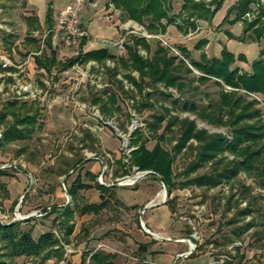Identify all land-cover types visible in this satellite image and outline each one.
<instances>
[{
    "label": "rangeland",
    "instance_id": "374dc122",
    "mask_svg": "<svg viewBox=\"0 0 264 264\" xmlns=\"http://www.w3.org/2000/svg\"><path fill=\"white\" fill-rule=\"evenodd\" d=\"M252 5L249 4L242 15L237 11L231 13L234 14L235 22L241 25L242 34L246 25L254 24L257 20L264 2ZM24 12L21 0L13 4L0 5V55L19 65L17 72L12 73L9 79L6 77L7 74L3 76L0 71L2 75L0 107L17 97L19 101H33V108H37L39 113L36 116L34 132L28 139L0 147V169L7 173L0 177L3 186L0 190V225L19 222L20 229L31 230L34 239L42 233L51 232L62 246L59 249L62 252V259L57 260L53 256L43 264H79L81 254L99 250L113 254L114 264H143L144 259L137 253V247H129L126 237L133 230H147L137 223L138 211L140 213L145 205L154 207L155 204H161L166 205L170 213L169 220L164 223L166 233L169 234L158 236L174 240L175 242L172 241L174 244L182 239V255L191 251V255L209 253V257L219 264H264V175L254 173L248 175L241 170L235 180L217 187L205 188L193 183L186 184L190 179L207 172L210 165L189 172L188 169L198 154L197 143L189 141L185 149L175 154L173 147L179 134L173 128L160 142L162 148L173 156L174 187L169 196L157 175H143V172H151L149 170L138 172L133 167L127 176L116 178L112 176L117 167L115 162L119 160L125 162L130 151L134 149L130 144V134L135 129H141L143 139L148 140L145 145L149 150L154 146L155 141L149 138L146 124L151 123L155 116H162L165 109L169 110L170 116L193 121L197 129H202L207 134L222 135L229 139L230 133L226 126L212 125L201 120L194 112L185 109L183 104L193 105L200 110L219 101L222 92L220 86L227 92L232 89L223 83L217 85L213 78L201 80L203 74L191 67L190 57L181 51L179 45L169 42L160 35L162 33L157 35L170 44L183 57L185 66L191 69L190 73L180 72L179 77L185 86L179 92L156 85L155 89L143 87L139 94L132 91L131 95H125L111 82L105 71L106 66H113L111 61H106L105 67L94 62L78 63L63 73L53 72L54 76H43L33 64L29 68L27 63H31L28 55L38 49L46 31L39 28L30 34L24 20ZM123 36L124 32L121 37ZM242 36L239 35L235 39L253 43L259 53L254 61H264V17H260V20L244 34L243 40ZM127 37L125 42H128ZM31 38L36 40V45L28 43L27 40ZM147 41L152 50L157 44L165 48L155 38ZM60 45L59 60L64 61L76 55V46L65 48ZM166 50L169 55H174L173 52ZM124 53L123 49L118 55ZM139 53L142 56L146 55L142 50H139ZM202 55L201 52L199 57ZM240 56L244 60H235L233 66L238 68L239 73H246L236 65L243 66L241 63H245L251 68L254 61L248 64L245 57ZM123 73L124 71H119L116 80L123 81L124 88L130 89L129 84L122 78ZM132 75L137 78L135 72H132ZM40 83L44 86L41 87ZM106 86H111L118 93L117 105L120 111L114 112L110 117L101 115L97 106L90 103L91 98L97 97ZM240 92L247 95L248 100L258 98L255 108L261 110L260 120L264 124L262 96L243 90ZM145 94H149V99L142 98ZM140 102L151 104L152 107H146L145 104L137 112L133 106L134 103ZM8 120L10 121V118ZM255 120L257 119L254 118L250 123ZM165 122L161 123L157 134L161 133ZM2 131L3 128L0 126L1 134ZM23 145L25 153H19ZM81 156L88 162L83 166L78 165L74 171H69V179L65 184L63 181L66 188L77 174L83 175L92 167L99 184L110 185L126 180L135 182L115 189L119 205L115 204L97 216L75 215L68 223L73 225V233L65 236L60 227L63 220L60 219L58 210L50 209L67 204L72 208L71 199L65 195L62 186V179L68 174L61 175L62 171L58 167L64 161L63 157L75 161ZM224 156L228 159L233 158L227 154ZM2 166L4 168H1ZM139 175L143 176L136 179ZM91 180L89 176H83V181ZM162 192L166 194L165 203L162 202L164 198L160 195ZM96 194L94 188L79 192L83 198L82 203L91 202ZM150 196H153L152 200L145 201ZM122 199L130 203L137 201L140 205L126 207L128 204ZM245 207H250L252 213L242 217L239 213ZM171 208L173 212L170 211ZM16 214L20 217L17 218ZM30 215L33 216L25 218ZM249 223L253 225L247 229L246 225ZM84 231H87L86 235ZM190 241L195 245L193 249H190ZM2 247L0 243V254L5 252ZM38 260L39 258L19 256L13 259L12 264H37Z\"/></svg>",
    "mask_w": 264,
    "mask_h": 264
},
{
    "label": "trees",
    "instance_id": "16d2710c",
    "mask_svg": "<svg viewBox=\"0 0 264 264\" xmlns=\"http://www.w3.org/2000/svg\"><path fill=\"white\" fill-rule=\"evenodd\" d=\"M17 0H0V5L13 4ZM224 0H182V6L177 16L169 15L168 0H111L113 8L119 10L122 20H131L144 27L151 34L164 33L165 27L169 24H177L176 19H180L181 25L188 26L194 30L195 21H205L210 23L217 10L221 7ZM253 0H238L236 4L230 6L222 23L227 20L229 15L234 11L243 14L250 2ZM24 0H21V5ZM264 17V7L257 17ZM28 26V31L35 30L36 19L26 17L24 19ZM165 21V24H162ZM235 22V21H234ZM254 22V24H255ZM254 24L246 25L243 30L244 34L250 30ZM176 25L177 29L183 32V27ZM50 28V27H49ZM243 36L241 40H243ZM10 37V36H9ZM87 39L80 41L82 46ZM46 50L40 56H34V62L37 69L42 71V75L47 77L67 71L75 64H87L94 62L98 66L105 67L106 61L113 63L112 67H105V71L117 88L125 95H131L132 91L141 93L143 87L154 88L156 85H162L164 88H172L177 92L181 91L185 86L182 83L179 74L181 71L190 73L191 69L185 66L182 59L169 55L167 50L160 44H157L152 50L150 43L144 39L134 35L128 37V42L124 45L125 53L123 55H114L106 49L93 50L83 53L81 50L74 57L59 61L56 58V51L51 46V34L46 35ZM206 44L204 39L200 40L196 48H201ZM139 50L145 52V56L139 53ZM187 55L185 50H181ZM235 60H244L238 55L234 57L232 53L223 48L219 57L206 58L202 55L199 61H191V67L202 73L201 80L215 79L216 84L220 86L223 83L231 91L222 92L219 101L211 106L197 110L193 105L183 104L200 118L212 125L226 126L230 133V138L222 135L207 134L202 129H197L194 122L186 118L180 119L177 116H170L169 110L165 109L160 117H154L151 123L146 124L149 138L155 141L154 146L149 150L145 143L147 139H143L141 129H135L130 134V144L134 147L130 151L125 162L116 161L117 167L114 169L112 176L123 177L129 175L133 167L136 171L149 170L152 174L158 176V180L162 182L169 196L174 187L173 182V156L164 150L160 142L164 139L165 134L171 132L173 128L179 134L177 142L173 147L175 154H179L186 148L189 141L197 143V155L192 161L189 172H193L199 168L206 167L208 171L200 176H196L189 181L198 187L212 188L229 183L235 180L238 173L242 170L246 174L264 175V124L260 120L261 110L255 108L256 99L248 100V96L240 91L261 95L264 104V61L257 60L251 64L250 73H239L238 68L234 67ZM13 71V68H8ZM119 71H124L123 79L129 84L130 89H125L123 81L116 80ZM137 74V78L132 75ZM55 77H53L54 79ZM40 86L44 85L40 83ZM118 93L111 86H106L97 97H92L91 105L97 106V109L104 117H110L114 112H119L117 105ZM142 98L149 99V94L142 95ZM133 100V98H132ZM152 107L147 103H134V110L139 111L140 107ZM32 112V113H31ZM39 110L33 108V101H19L13 99L0 107V126L3 128L1 137L2 144L9 145L13 143H21L28 139L34 132L36 124V116ZM10 118V121L8 120ZM256 118L255 122H251ZM165 122L161 133L157 134L161 123ZM150 140V139H149ZM25 153V146L20 148L19 153ZM224 154L231 155L233 158L228 159ZM64 161L60 163L61 175H67L69 171H74L78 165L83 166L88 160L85 157H79L75 161L63 157ZM81 168V167H80ZM78 168V169H80ZM19 170V169H18ZM7 175L0 169V177ZM89 176L92 183H85L83 176ZM68 174L64 180V184L69 179ZM94 188L99 193V203H82L83 198L79 195L82 190ZM115 186H106L99 184L95 175L84 172L83 175L77 174L68 188L65 187L66 194L71 199V206L67 204L63 207H51L53 211L59 213L61 221L60 227L65 232V236L73 233V225H69L75 215L97 216L101 211L106 210L120 204L115 197ZM3 189L0 183V190ZM26 195L23 197L25 198ZM170 201H168L169 203ZM133 208V207H131ZM45 211V209H44ZM173 212V208L171 210ZM252 213L250 207H245L240 211L242 217ZM59 222V221H58ZM64 223V226H63ZM253 223L246 225L247 229ZM0 243L3 245L4 253L0 254V264H12L14 258L19 256L39 258L37 264H43L51 257L57 260L62 259L61 245L54 238L51 232L42 233L36 239L31 235V230L22 231L19 222H11L7 225H0ZM144 248V246H142ZM115 256L111 253H105L101 250L94 251L86 260V255L82 257L80 264H114Z\"/></svg>",
    "mask_w": 264,
    "mask_h": 264
},
{
    "label": "crops",
    "instance_id": "0c3cea01",
    "mask_svg": "<svg viewBox=\"0 0 264 264\" xmlns=\"http://www.w3.org/2000/svg\"><path fill=\"white\" fill-rule=\"evenodd\" d=\"M71 1L73 0H24V4L22 5L25 10L24 18L33 17L36 19L34 27L37 28L35 30L29 31V33L31 34L37 31L39 28L44 29L46 32L50 30L56 23V15L58 10L63 5ZM237 1L238 0H224L210 23L196 20V27L194 30H191L188 26L181 25V21L178 18L176 19L177 24L174 23L167 25L165 27L164 33L160 35H163L166 39L169 40V42L179 45L181 49L185 50L187 56H189L192 61H199L201 52L206 58L219 57L221 50L225 48L235 56H244L247 60V63L250 64L251 61L256 60V56H258L259 53L253 43H247L244 41L240 42L235 39V37L243 34L241 32V25H238L237 22H234V14L229 15L227 20L222 23L226 15V10L230 6L236 4ZM168 2L169 15L177 16L181 10V6L183 3L182 0H168ZM78 22L88 30L89 37L82 46H80V41L74 45L77 47V52L81 50L83 53H86L89 51L104 48L109 53L114 55H118L119 52L115 47V43L120 39L123 32L125 34L126 28L131 27L132 24L140 25L131 20H122L121 12L113 8L111 0H83V4L78 13ZM162 24H165V21H162ZM176 25H181L185 34L179 32ZM195 37L197 38L196 40L194 39ZM202 39L206 41V44L201 48H196V45ZM45 40L46 36H43L38 49L29 53L28 58H31V63H27L29 64V68L31 64H33V67L37 69L34 62V56H40L45 51H47ZM27 41L30 44H37L36 40L32 38L28 39ZM126 43L127 42H125V44ZM60 44L61 42L59 37H53V35L51 34V46L56 51L57 60H59L58 52L60 51ZM211 53H213V55H211ZM91 63L93 62L91 61ZM241 64H243V66H236L241 68L244 72L250 73L251 68L249 67V65H246L245 63ZM16 66L19 67V65ZM37 70L42 74L41 70ZM10 72L15 73L17 72V69L13 68V71ZM9 78L11 77H8V79ZM87 172L95 175L93 167L90 168ZM85 183H92V181ZM152 198L153 196H150L146 198L145 201H150L152 200ZM92 199L93 200L91 202H88L89 204L100 202L98 191L95 197ZM122 201L125 204H128L125 205L126 207H135V205H140L139 203H137V201H133V203L126 201V199H122ZM150 208L151 209L144 210L143 214L141 215L143 226L146 227L149 232L155 235H168L169 233H166V225L164 223L169 220L170 213L167 210L166 205L160 204L155 205L154 207L151 206ZM137 223H139V218L137 219ZM163 224L164 226H161ZM139 225H141V223H139ZM86 234L87 231H84V235ZM126 240H128L127 245L129 247H137V253L141 256V258L144 259L143 264H218L214 259H212V257H209V253H197L195 255L189 254L187 257H182V239L177 240V244H174L172 242L174 240H170L167 238H164V240L154 239L150 237L146 233V231L138 229L133 230L131 233H129L128 237H126ZM142 246H144V248ZM92 252L94 251H91L87 254H81L80 261L85 255L86 260H88Z\"/></svg>",
    "mask_w": 264,
    "mask_h": 264
},
{
    "label": "built area",
    "instance_id": "2783aa9c",
    "mask_svg": "<svg viewBox=\"0 0 264 264\" xmlns=\"http://www.w3.org/2000/svg\"><path fill=\"white\" fill-rule=\"evenodd\" d=\"M258 2H264V0H253L250 2V4L257 5ZM82 4H83V0H73L63 5L57 12L55 25L46 32L44 37L49 33L52 34L53 37H59L62 46L65 48L74 46L82 39H87L89 37L88 30L84 26L80 25L78 22V13H79V10ZM129 35H134L140 38H144L146 40L155 38L159 40L166 49H168L170 52H173L174 53L173 56H177L180 59H183V57L170 44H168L165 40H163L160 36L148 34L146 30L144 29V27L137 25V24H132V26L129 27V29L126 28L124 36L121 37L115 43V47L118 51H121L124 49L126 36H129ZM41 48H42V45H41ZM32 54H35V53H32ZM8 68L17 69L18 66H16L8 57L0 55V71L3 73V76H6V74H7L6 77L12 76L11 75L12 73H10V71L7 70ZM0 76L2 75L0 74ZM1 142H2V137L0 133V143ZM4 166L10 167V165H4ZM4 166H2L1 168H4ZM100 179H101V176H100ZM62 186H63L64 193H66L65 186L63 183H62Z\"/></svg>",
    "mask_w": 264,
    "mask_h": 264
},
{
    "label": "water",
    "instance_id": "95a60500",
    "mask_svg": "<svg viewBox=\"0 0 264 264\" xmlns=\"http://www.w3.org/2000/svg\"><path fill=\"white\" fill-rule=\"evenodd\" d=\"M146 174H152V172H143V175H146ZM143 175H139V176H137L136 179L141 178ZM65 178H66V176L63 177V179H62V183H63V181L65 180ZM126 181H127V180H126ZM126 181H124V182H118V183L110 184V185H106V186L121 187V186H124V185H127V184H132V183L135 182V181H130V182H126ZM165 193H166V191H165ZM65 195H67V194L65 193ZM165 198H166V194L164 195V199H163V201H162L163 203H165ZM155 205H158V204H155ZM151 206H153V205H145V206L141 209V211H140V213H139V214H140V216H139V223H141L142 227H143V224H142V217H141V214H142V212H143L144 210H146L147 208H150ZM32 216H33V215L26 216L25 218H29V217H32ZM145 231H146V233H147L150 237H152V238H154V239L164 240V238L159 237L158 235H155V234L149 232L148 230H145ZM190 243L193 245V248H194L195 245H194L193 241H190ZM193 248H192V249H193ZM189 254H191V251H189V252L183 254L182 256L187 257Z\"/></svg>",
    "mask_w": 264,
    "mask_h": 264
},
{
    "label": "bare ground",
    "instance_id": "6f19581e",
    "mask_svg": "<svg viewBox=\"0 0 264 264\" xmlns=\"http://www.w3.org/2000/svg\"><path fill=\"white\" fill-rule=\"evenodd\" d=\"M126 182H130V181L127 180ZM160 195H161V198H164V193L163 192ZM16 217L18 218L20 216L18 214H16ZM189 246H190V249L193 248L191 243H189Z\"/></svg>",
    "mask_w": 264,
    "mask_h": 264
}]
</instances>
